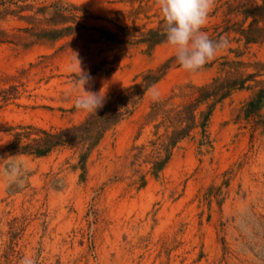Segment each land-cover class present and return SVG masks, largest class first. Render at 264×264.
Returning <instances> with one entry per match:
<instances>
[{"label": "rangeland", "instance_id": "obj_1", "mask_svg": "<svg viewBox=\"0 0 264 264\" xmlns=\"http://www.w3.org/2000/svg\"><path fill=\"white\" fill-rule=\"evenodd\" d=\"M55 1L78 6L71 11L76 23L66 24L73 34L27 46L16 38L0 43V264L24 257L35 264H264V128L253 131L243 117L235 119L249 91L235 89L215 104L205 125L179 141L160 169L152 143L164 140L168 124L156 128L162 117L147 118L156 102L166 108L193 102L196 88L223 74V57L235 59L232 49L243 52L240 60L264 62V42L244 46L237 33L224 32L227 47L191 73L166 40L139 41L163 27L155 0L28 3ZM225 2L216 0L202 29L209 37L225 19L228 25L241 19L225 15ZM28 26L0 21L11 34L26 36L15 29ZM76 57L91 77L85 91L105 99L148 71L164 70L153 84L159 100L146 90L88 151L63 145L43 156L13 152L8 146L16 133L30 131L26 126L57 132L90 113L74 106L83 94L74 86ZM37 137H22L20 146Z\"/></svg>", "mask_w": 264, "mask_h": 264}, {"label": "trees", "instance_id": "obj_2", "mask_svg": "<svg viewBox=\"0 0 264 264\" xmlns=\"http://www.w3.org/2000/svg\"><path fill=\"white\" fill-rule=\"evenodd\" d=\"M28 1L0 0V21L12 18L30 25L15 29L26 36L11 34L8 30L0 27V43H12L16 38L21 44L27 46L37 42H54L74 33L75 28L66 24L76 23L77 17L72 15L71 11L79 10L78 6L55 1L48 6L35 8ZM224 4L225 15L240 16L241 19L230 25H228L230 19H225L226 26L218 33L215 28L214 33L216 34L210 37L211 39L219 40L224 32L233 31L239 35L237 41L243 40L244 46L264 42V0H227ZM48 9H52L51 14L45 17ZM37 15L42 17L38 18ZM248 20H250L249 23L244 26ZM162 28L148 30L139 41L150 45L165 41L166 37L162 34ZM104 34L107 36L112 33L104 31ZM230 51L235 54V59L223 57L224 60L219 64L223 74L214 78L209 84L196 88L198 96L193 102L174 108H166L165 101L154 103L147 118L153 120L158 116L162 117L161 122L155 126L156 128L168 124L164 140L160 143L156 141L152 143L156 147L157 153L154 168L160 169L168 160L170 150L187 137L197 125L203 127L215 104L229 96L230 92L235 89L250 93L240 108L239 114L235 118L236 121L243 117L247 123L251 124L253 131L259 127L264 128V62L243 61L239 59L243 52L238 49ZM163 74L164 70L162 71V69H159L157 73L148 71L142 74L140 83L124 87L117 94L112 93L107 96L103 107L99 108L96 114L89 113L85 120L78 125L57 132L26 126L24 129L30 131L16 133L14 141L9 144L8 148L13 152L29 153L36 156L46 155L52 149L63 145H71L78 147L81 151H88L99 142L107 131L132 113L136 104L143 97L142 94ZM207 102H210L207 105L208 110L197 112L198 108ZM197 118L201 120L200 123H197ZM168 128L170 131L167 132ZM32 133L39 137L20 146L21 138L28 137ZM161 152H164L162 158L159 157ZM84 155L85 153L82 152L80 158H84Z\"/></svg>", "mask_w": 264, "mask_h": 264}, {"label": "clouds", "instance_id": "obj_3", "mask_svg": "<svg viewBox=\"0 0 264 264\" xmlns=\"http://www.w3.org/2000/svg\"><path fill=\"white\" fill-rule=\"evenodd\" d=\"M216 0H155L163 17L162 34L166 43L175 51L176 62L187 72L195 73L212 61L218 52L228 45L226 38L213 40L202 29L215 6ZM76 73L74 86L82 87L83 94L76 97L74 106L78 110L95 113L103 107L104 95L85 91V85L91 77L80 67ZM147 92L154 102L159 100V92L155 85L149 86ZM20 264H35L32 258L24 257Z\"/></svg>", "mask_w": 264, "mask_h": 264}]
</instances>
